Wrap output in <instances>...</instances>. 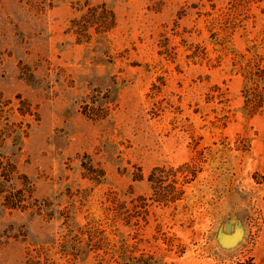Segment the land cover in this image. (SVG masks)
<instances>
[{"label":"rangeland","instance_id":"obj_1","mask_svg":"<svg viewBox=\"0 0 264 264\" xmlns=\"http://www.w3.org/2000/svg\"><path fill=\"white\" fill-rule=\"evenodd\" d=\"M73 1L37 13L0 0V95L19 94L39 113L19 149L2 153L51 216L0 206V264H21L27 247L58 238L61 215L73 228L102 219L107 192L149 196L152 167L183 163L199 168L196 177L181 200L149 207L140 248L158 264H264V110H242L243 77L232 66L241 56L264 61L263 6L250 4L243 29L213 40L193 10L177 19L188 0H91L113 11L116 27L76 44L65 34ZM160 34L174 48L168 56L159 54ZM189 44L203 48L202 59L186 58ZM81 162L100 167L104 180L83 179ZM136 168L142 182L131 181ZM116 228L115 241L130 233ZM75 264L105 263L86 251Z\"/></svg>","mask_w":264,"mask_h":264},{"label":"trees","instance_id":"obj_2","mask_svg":"<svg viewBox=\"0 0 264 264\" xmlns=\"http://www.w3.org/2000/svg\"><path fill=\"white\" fill-rule=\"evenodd\" d=\"M188 1L180 7L177 19L193 10L197 18H204L209 39L213 40H216L219 34L230 37L237 29H243L244 22L252 16L249 12L250 4L253 3L256 7L261 4L263 7L260 10L264 13V0H226L224 9L216 8V0ZM20 2L37 13L51 10L54 6V0ZM205 6L208 9L203 10ZM70 9L72 15L67 21L65 34L71 35L76 44L89 43L93 38L108 34L116 27L113 11L103 2L75 0ZM159 36L161 39L158 44L162 48L159 54L168 56L174 48L167 46L164 34ZM181 42L184 44L183 40ZM186 50L190 51V54L186 55L188 60L202 59L204 56L203 48H199L197 44H189ZM240 58L243 64L233 60L232 66H238L243 77L240 90L241 108L248 116L257 115L264 110V61L256 56L245 60L242 56ZM219 98L224 99L223 95H219ZM38 121L37 106L28 99L19 94L13 99L0 95V206L9 212H27L30 216L39 217L44 215L49 220L51 216L44 211L49 205L35 198L31 181L18 170L10 155L2 153L8 147L18 150L22 140L28 136L31 125ZM80 168L82 178L94 185H99L104 180V171L91 162H81ZM198 170L196 165L189 163L180 164L175 168L157 165L145 176V182L151 192L149 196L136 195L131 188L122 196L116 192H107L102 219H85L83 224L76 225L75 228L68 223L67 215H61L63 222L58 227V238L47 246L42 244L27 247L21 264H75L78 256L86 251L94 253L100 258V262L105 264H158L159 261L153 254L140 248L142 239L138 237L139 231L148 223V209L152 204L166 206L181 200L184 194L183 186L194 180ZM131 181H143L140 169L136 168L131 173ZM116 224H120L130 233L115 241L111 238L116 237ZM106 229L109 231L106 232Z\"/></svg>","mask_w":264,"mask_h":264}]
</instances>
